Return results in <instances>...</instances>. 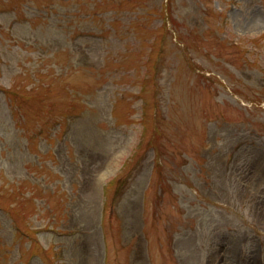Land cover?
<instances>
[{
    "label": "rangeland",
    "instance_id": "rangeland-1",
    "mask_svg": "<svg viewBox=\"0 0 264 264\" xmlns=\"http://www.w3.org/2000/svg\"><path fill=\"white\" fill-rule=\"evenodd\" d=\"M245 263L264 0H0V264Z\"/></svg>",
    "mask_w": 264,
    "mask_h": 264
},
{
    "label": "bare ground",
    "instance_id": "bare-ground-1",
    "mask_svg": "<svg viewBox=\"0 0 264 264\" xmlns=\"http://www.w3.org/2000/svg\"><path fill=\"white\" fill-rule=\"evenodd\" d=\"M245 264H249V263H245Z\"/></svg>",
    "mask_w": 264,
    "mask_h": 264
}]
</instances>
